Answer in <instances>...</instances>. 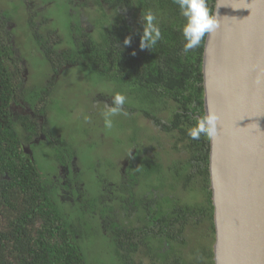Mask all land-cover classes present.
Listing matches in <instances>:
<instances>
[{"label": "trees", "instance_id": "trees-1", "mask_svg": "<svg viewBox=\"0 0 264 264\" xmlns=\"http://www.w3.org/2000/svg\"><path fill=\"white\" fill-rule=\"evenodd\" d=\"M92 1L97 13L94 33L73 28L71 44L61 48L62 40L53 30L44 36L31 25L38 52L52 71L75 67L117 86V93L128 100L124 108L132 117L136 113L155 121L160 126L153 132L156 140L168 145V154H177L167 165L170 176L164 174L166 183L170 182L166 190L174 210L169 215H155L153 222L142 218L138 244L143 249L128 252L125 259L120 234H98L109 239L121 264H214L209 137L202 134L193 140L188 136L204 117L201 66L206 36L195 50L183 51L185 21L173 0ZM207 2L213 12L216 0ZM149 11L155 13L161 31V39L150 50L140 47L146 27L143 17ZM2 17L0 13V264H87L82 242L88 236V223L95 220H86L85 215L72 221L66 216L67 207L52 199L49 180L20 149L23 139L9 109L22 84V66L16 63ZM127 37L131 38L128 45L124 43ZM131 137L135 139L136 133ZM140 171L141 181L148 183L157 171L161 179L163 167L144 160ZM159 185L164 183L160 180ZM192 195L198 200L185 199ZM95 207L91 205L87 212ZM111 226L121 231L118 224ZM200 226L203 241L190 249L187 232Z\"/></svg>", "mask_w": 264, "mask_h": 264}, {"label": "water", "instance_id": "water-1", "mask_svg": "<svg viewBox=\"0 0 264 264\" xmlns=\"http://www.w3.org/2000/svg\"><path fill=\"white\" fill-rule=\"evenodd\" d=\"M202 56L214 264H264V0H216ZM258 77L260 83H257Z\"/></svg>", "mask_w": 264, "mask_h": 264}, {"label": "flooded vegetation", "instance_id": "flooded-vegetation-1", "mask_svg": "<svg viewBox=\"0 0 264 264\" xmlns=\"http://www.w3.org/2000/svg\"><path fill=\"white\" fill-rule=\"evenodd\" d=\"M35 1L18 0V5L15 6L18 7L17 14L24 12L28 16V22L34 25V29L39 31L47 24L46 21L48 20L45 19L43 21L39 18L46 6ZM75 5L78 7L77 13L80 17L79 27L87 34L94 33L97 13L93 1L77 0ZM20 9L22 11H19ZM3 11V9L0 10V13L3 15L2 18L6 23V29L10 34L9 42L15 55L16 63L22 66V84L18 90L17 97L14 98L9 109L12 120L17 124L16 129L23 139H21L20 149L33 161V153L41 146H45L50 150L60 148L61 153L58 157L56 156L51 160L53 162L51 164L55 168L54 174L51 175L48 183L50 191H52V199L58 202L60 206L67 207H65L66 212L64 213L72 221H79L85 215L84 219L86 220L90 218L92 220L93 218L95 221L88 223V234L98 235L99 231L105 237L120 234L122 236V245L120 247L125 254V259H127L128 252H139L143 249V246L138 244L141 237L139 229H143L142 218L153 222L155 215L159 217L161 214L169 215L175 207L171 194L166 190V184L169 185L170 182L166 183L164 175L170 176L167 165L174 158L171 154L165 152L164 144L157 141L155 133L151 132L152 130L154 132L159 131L160 126L155 121L148 120L136 113L132 117L130 110L124 108L119 114H126L129 118L127 117L125 120L114 118L113 120V124H115L120 133L123 134L125 130L129 131V134H123L124 138L122 139L125 147L122 153L119 154L120 160L117 159V163H115L112 161L113 159H110L109 163L103 167L104 174L107 173L106 177L99 178L97 176L99 182L97 194L95 197L90 196L85 180L78 178L81 170L77 167L76 147L67 152L66 148H63V144L68 140V135L61 133L60 130L52 131L47 121L49 115H51L48 98L56 90L57 86L55 87V84L67 68H61L57 71H52L51 69L53 74H51L52 72L50 73L51 76H49L48 80H45V84H39L40 89L32 93V96L26 97V90L29 87V84L27 85L28 72L25 62L20 59L19 54L17 55L14 37L9 28V25H13L11 21L14 18L5 16ZM53 33L56 34L54 31ZM59 39L62 40L60 37ZM50 78L52 79L50 80ZM104 97L108 101L105 98L102 101L92 100V109L86 111L90 116L94 115L95 112L98 114L100 111H108L113 106V100H111L113 96L104 95ZM140 120L142 125L139 123ZM117 121L119 122L117 123ZM143 122L147 123L146 126L143 125ZM120 125L122 127H119ZM92 129L93 127L89 123L85 128V140L92 137ZM133 132L136 133L135 139H131ZM97 134L98 136L95 140H100L101 143H104L103 135H100L99 132ZM144 160H152L155 164L162 165L161 179L159 171H157L147 180L148 183L141 181L143 178L140 165ZM160 180L164 183L163 187L159 185ZM91 205L96 207L88 213L87 211L91 209ZM87 215H93V217ZM115 223L121 227V231L118 228L112 229L111 224ZM155 223H157V220ZM88 224L82 226H87ZM157 243L158 240L156 239L155 245ZM164 248L170 250L167 245ZM172 251L170 252L173 254L174 252Z\"/></svg>", "mask_w": 264, "mask_h": 264}, {"label": "rangeland", "instance_id": "rangeland-1", "mask_svg": "<svg viewBox=\"0 0 264 264\" xmlns=\"http://www.w3.org/2000/svg\"><path fill=\"white\" fill-rule=\"evenodd\" d=\"M35 2L46 6L39 18L43 21L45 19L48 20L46 21L47 26L44 25L38 33L44 35L46 31L53 30L56 35L62 38L60 47H69L72 42L73 28H80V17L77 13L78 7L75 5L77 0H36ZM15 5H18V0H0V10H4L5 16L14 18L11 21L13 25H9V28L14 37L17 55L19 54L20 59L26 65L28 72L27 85L29 84V87L25 96L29 97L40 89L39 84H45V80H48L53 72L46 59L36 48L28 16L24 12L18 15V7ZM19 11L22 10L20 9ZM55 87L56 90L48 98V105L51 111V115H49L47 120L48 124H50L52 131L60 130L61 133L68 135V140L63 144V148H66L67 152L76 147L77 167L81 170L78 178L85 180L88 194L95 197L99 186L97 176L99 178L106 177L107 173L104 174L103 167L109 163L110 159H113L112 161L115 163H117V159L120 160L119 154L122 153L125 147L122 139L124 138L123 134H129V131L125 130L122 134L113 124L114 118L125 120L127 118L126 114L111 116L113 126L107 128L104 123L107 111H100L98 114L95 112L94 115H91L93 118L86 111L92 109V100L102 101V99H106L104 95L115 96L118 88L114 84L99 79L92 72H83L75 67L64 71L59 80H57ZM89 123L93 127L92 137L85 140V128ZM139 123L141 124L142 121L140 120ZM146 124L143 122L144 126ZM98 132L103 135L104 143H101L100 140H95ZM151 132H154V130ZM40 148L33 153V161L43 178L50 180L51 175L55 171L51 160L56 156L58 157L61 151L60 148H55L54 150L47 149L45 146ZM164 148L165 152L168 151V145H164ZM172 156L176 159L177 154ZM185 199L192 202L198 200L195 195L188 196ZM201 229L202 227L200 226L195 228L194 232L190 230L187 232V241L190 242V249L194 248L196 242L203 241L199 235ZM82 248L87 264H121L113 254L112 245L102 235L89 233L82 242Z\"/></svg>", "mask_w": 264, "mask_h": 264}, {"label": "clouds", "instance_id": "clouds-1", "mask_svg": "<svg viewBox=\"0 0 264 264\" xmlns=\"http://www.w3.org/2000/svg\"><path fill=\"white\" fill-rule=\"evenodd\" d=\"M178 6L180 15L184 18V24L181 29L183 37V51L188 53L201 45L206 34L214 32L219 27L218 18L209 8L207 0H173ZM146 27L143 28L140 37L141 49H151L161 39V31L155 23V13L149 11L143 17ZM126 45L131 43V38H125ZM257 83H260L258 77ZM113 106L108 109L104 118L105 127L113 126L111 116H115L124 110L126 97L117 93L113 97ZM220 117L215 113H209L189 130L188 136L193 140H199L201 135L209 138L216 135L217 125Z\"/></svg>", "mask_w": 264, "mask_h": 264}]
</instances>
